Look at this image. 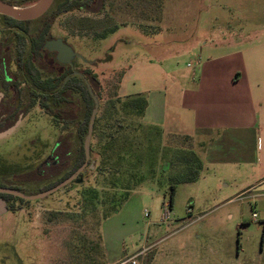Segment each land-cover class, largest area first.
Instances as JSON below:
<instances>
[{
	"label": "rangeland",
	"instance_id": "374dc122",
	"mask_svg": "<svg viewBox=\"0 0 264 264\" xmlns=\"http://www.w3.org/2000/svg\"><path fill=\"white\" fill-rule=\"evenodd\" d=\"M63 1L55 0L44 18L45 24L53 18L54 39L45 45L52 69L45 75L97 74V128L80 178L0 214V264H115L137 254L140 264H264V184L255 183L256 172L207 165L198 181L177 186L171 206L170 175L191 166L194 143L142 124L118 102L121 81L126 94L180 90L200 61L228 54L229 46L217 48L223 41L264 40V0H103L97 14L94 4L59 13ZM57 41L67 43L66 53L47 47ZM23 100L28 104L31 95ZM118 121L125 129L111 153L114 169L102 172L106 126ZM60 133L61 125L34 106L0 140V185L35 196L59 182L65 174L46 171L42 178L37 169ZM87 137L75 135L74 147H85ZM170 161L171 173L162 170ZM140 176L143 183L125 190Z\"/></svg>",
	"mask_w": 264,
	"mask_h": 264
},
{
	"label": "crops",
	"instance_id": "0c3cea01",
	"mask_svg": "<svg viewBox=\"0 0 264 264\" xmlns=\"http://www.w3.org/2000/svg\"><path fill=\"white\" fill-rule=\"evenodd\" d=\"M220 46H229L228 54L220 51L200 61L196 76L186 78L189 85L180 90L126 94L121 81L118 95L145 97L140 122L192 138L204 168H243L264 184V40H225Z\"/></svg>",
	"mask_w": 264,
	"mask_h": 264
},
{
	"label": "trees",
	"instance_id": "16d2710c",
	"mask_svg": "<svg viewBox=\"0 0 264 264\" xmlns=\"http://www.w3.org/2000/svg\"><path fill=\"white\" fill-rule=\"evenodd\" d=\"M103 2H104L103 0H66V3L64 4V8H66V10H74V9L90 10L88 4H94L96 11L92 10V12L97 14L101 12L102 6L104 4ZM52 22H53V18L51 19V22L45 24L46 28L44 31V36H45L44 45H46L48 41L47 34L51 27ZM34 48L36 50V46ZM45 71L48 72L46 73L48 75L49 73H51L52 69H50L44 63V79H43L41 108L45 110L48 115L52 116L58 125H61V133L58 137V140L53 149V153L50 159L47 160L46 163L43 162L38 167L37 172L41 171L42 178H47L48 175L46 171H55L53 172L54 174L56 172L65 174L60 179L59 182L53 184L52 187H49L48 189L45 190L48 191L49 189L54 188L55 186L59 185L63 181L70 178L79 168H81L85 164L86 161L85 147L82 142L81 145L79 144L77 147H74L73 137L77 135L81 140H85V138L88 136L90 119L96 104L94 101V95H96L98 98L100 97V85L97 74L92 70H85L84 72H82L83 77L74 75L72 70V71H68L69 73L66 74V76L59 78L52 76L46 77L47 75H45ZM70 74L71 76L68 79H66ZM85 80L89 82L93 93L92 91H89ZM34 82H35L34 84L35 91L33 92L34 99L32 100L30 107L36 106L37 98L38 96H40L37 95L36 92L37 90L36 87L38 86L37 81ZM118 102L124 104L125 108L130 110L140 119L144 116L145 110L147 108V100L143 96H135L127 99L119 98ZM82 103H84V105L86 106V110H83ZM75 123H77V125H76V132L74 133L72 131V125ZM96 128H97V124L95 123V126L93 128L94 131L96 130ZM106 128L110 129V131H108L107 133L108 142L105 144L106 152H104L102 156V161L98 166V169L102 172L103 171L106 172V170L113 171L114 168L112 166H109V163H111V153L114 149V145L117 142L118 134L125 129L124 125L119 121L117 123H113L112 125H107ZM183 138L184 140L192 141V138L188 136H183ZM72 154H76L75 156L76 159L74 160L73 163L71 162ZM190 165L191 166L189 167H185L184 171H181L180 173H176V175L171 173L175 168L172 161L165 163L163 165L162 170L171 173L170 175L171 206L173 205V200L176 194L177 186L180 184L194 183L198 181L202 175V171L204 167L199 155L195 156L194 162L191 163ZM38 175L40 176V174ZM78 178H80V175ZM143 179L144 177L140 176L138 182L136 181L135 184H133L131 187L125 188V190L131 192L140 185L139 183H143ZM129 196L130 195L128 193L125 194L123 198L124 203L129 199ZM9 197L13 198V196H9ZM115 212L116 210L113 211V214ZM110 215H106L105 216L106 219L109 218Z\"/></svg>",
	"mask_w": 264,
	"mask_h": 264
},
{
	"label": "flooded vegetation",
	"instance_id": "af4514ba",
	"mask_svg": "<svg viewBox=\"0 0 264 264\" xmlns=\"http://www.w3.org/2000/svg\"><path fill=\"white\" fill-rule=\"evenodd\" d=\"M0 1L8 6L26 8L36 5L40 0ZM54 3L55 0H53L52 5ZM65 3L66 0L61 2L60 8L58 7L57 10L62 12L72 11L64 8ZM50 9L51 7L46 13ZM45 14L33 20L20 21L0 13V134L11 129L13 130L11 134L0 138V140L12 136L22 125L29 111L33 108L30 107V105L34 99V81H37L38 86L36 87V92L37 95H40L37 98L36 105L41 108L46 48L44 45V31L46 28L44 23ZM32 23H37V25L29 31L28 26ZM47 38V43L54 40L51 29L48 31ZM64 42L65 41H62V43ZM64 44L66 45L67 43L65 42ZM35 46L36 50L34 48ZM12 66L14 67V71L12 70ZM75 72L77 71L73 70V74ZM70 76L71 74L67 78ZM11 91H13V94L9 95ZM25 94L27 97L31 95L32 100L28 104L24 103L23 100ZM49 159L50 157L47 160ZM46 161L44 162L46 163ZM78 177L76 179H78ZM0 188L9 189L22 194L19 189H13L12 187L7 188L0 186ZM9 196H13V198ZM0 200L5 204L4 213H8L15 204L31 201L5 192H0Z\"/></svg>",
	"mask_w": 264,
	"mask_h": 264
},
{
	"label": "water",
	"instance_id": "95a60500",
	"mask_svg": "<svg viewBox=\"0 0 264 264\" xmlns=\"http://www.w3.org/2000/svg\"><path fill=\"white\" fill-rule=\"evenodd\" d=\"M53 0H40L38 2V9L36 11L30 12V13H25L22 11H19L17 9V7H12V6H8L5 3L0 1V13L8 15L16 20H20V21H27V20H33L36 18H39L40 16H42L43 14L46 13V11L51 7ZM55 45V47H54ZM48 48H51V50H58L61 51L63 53L67 52L68 47L62 43L61 41H57V43H50L48 46ZM75 75H79L81 77H83V75L79 72H75ZM68 79V78H67ZM89 91H92V88L89 84V82L87 80H85ZM1 98V96H0ZM94 101L96 103V106L93 110L91 119H90V124H89V134L85 143V150H86V156L88 159V151H89V141L91 138V135L93 133V128H94V122L96 119V115H97V110H98V106H97V98L94 96ZM13 132V130H8L3 134H0V138H3L9 134H11ZM86 164L83 165L81 168H79L70 178H68L67 180L63 181L62 183H60L59 185L55 186L52 189H49L48 191H45L41 194L35 195V196H24L22 194H20L19 192H15V191H11L9 189H2L0 188V192H5V193H9V194H13L15 196H19L25 199H29V200H37L40 198H43L45 196L51 195L61 189H63L64 187H66L68 184H70L71 182H73L85 169ZM4 202L0 200V214L4 213Z\"/></svg>",
	"mask_w": 264,
	"mask_h": 264
},
{
	"label": "built area",
	"instance_id": "2783aa9c",
	"mask_svg": "<svg viewBox=\"0 0 264 264\" xmlns=\"http://www.w3.org/2000/svg\"><path fill=\"white\" fill-rule=\"evenodd\" d=\"M254 216H256V214H254ZM139 257H140V254L133 255L131 257H126V258L119 260L115 264H140Z\"/></svg>",
	"mask_w": 264,
	"mask_h": 264
},
{
	"label": "bare ground",
	"instance_id": "6f19581e",
	"mask_svg": "<svg viewBox=\"0 0 264 264\" xmlns=\"http://www.w3.org/2000/svg\"><path fill=\"white\" fill-rule=\"evenodd\" d=\"M19 11L25 12V13H30L33 11H36L38 9V3L34 6L28 7V8H17Z\"/></svg>",
	"mask_w": 264,
	"mask_h": 264
}]
</instances>
